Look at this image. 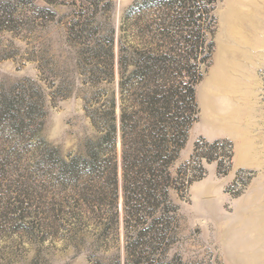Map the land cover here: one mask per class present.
Returning a JSON list of instances; mask_svg holds the SVG:
<instances>
[{
    "label": "rangeland",
    "instance_id": "374dc122",
    "mask_svg": "<svg viewBox=\"0 0 264 264\" xmlns=\"http://www.w3.org/2000/svg\"><path fill=\"white\" fill-rule=\"evenodd\" d=\"M234 1L214 6L213 52L195 88L198 118L171 171L191 160L202 139L229 141L232 168L219 175L217 163L203 158V179L170 191L167 260L174 264H264V0H242L239 14L251 54L246 96L216 93L214 109L206 99ZM148 8L144 0H0V264H125L121 186L119 225H100L80 206L103 183L83 160L96 153L114 110L117 143L101 147V155L122 178L121 109L130 112L135 97L132 67L120 88V50L174 47L158 30L162 11ZM224 101L231 105L225 115Z\"/></svg>",
    "mask_w": 264,
    "mask_h": 264
},
{
    "label": "trees",
    "instance_id": "16d2710c",
    "mask_svg": "<svg viewBox=\"0 0 264 264\" xmlns=\"http://www.w3.org/2000/svg\"><path fill=\"white\" fill-rule=\"evenodd\" d=\"M216 2L144 0L149 11L156 8L162 11L164 23L158 30L174 47L167 51L157 48L120 50V88L124 90L125 72L132 67L127 80L132 81L135 97L130 112L124 107L121 109L122 178L119 179L117 166L101 155V147L109 148L117 143L113 110V122L98 141L96 153L90 154V161L83 160L93 170L91 173H101L93 181L103 183L92 186L91 197L83 195L80 206L92 210L100 225L113 228L119 225L121 186L124 223L129 233L125 264H174L173 260H167L173 244L169 213L175 210L170 191H187L195 181L203 179V158L208 163H217L219 175H227L232 168L234 152L229 141L210 143L202 139L197 142L191 160L175 173L171 171L198 118L195 88L203 79L202 65L213 52L214 45L209 39H213L216 29L213 15ZM139 6L130 9L127 22L138 15L136 7ZM153 30V25H149L146 33L151 34ZM110 57L114 58L112 49ZM113 105L115 107V101ZM203 147L208 152L203 153ZM217 149L221 154L216 153ZM75 162L76 158L64 164L73 166ZM86 212L84 210V214ZM160 212L163 217L155 219ZM177 264H184L181 258L177 259Z\"/></svg>",
    "mask_w": 264,
    "mask_h": 264
},
{
    "label": "bare ground",
    "instance_id": "6f19581e",
    "mask_svg": "<svg viewBox=\"0 0 264 264\" xmlns=\"http://www.w3.org/2000/svg\"><path fill=\"white\" fill-rule=\"evenodd\" d=\"M244 6H246V3L242 0L234 1L227 12V26L221 43L219 66L212 73L210 88L206 92L209 109H214L212 99L216 96V93L236 98L239 94L245 95L247 91L251 70V54L243 37L244 34L242 35L243 30L247 27L242 23L240 24L242 17L239 15ZM224 102L225 104H222L220 108L225 115L231 105L228 101ZM224 120H226V117Z\"/></svg>",
    "mask_w": 264,
    "mask_h": 264
},
{
    "label": "crops",
    "instance_id": "0c3cea01",
    "mask_svg": "<svg viewBox=\"0 0 264 264\" xmlns=\"http://www.w3.org/2000/svg\"><path fill=\"white\" fill-rule=\"evenodd\" d=\"M198 102H199L200 106L203 107V92H202L201 97L198 99Z\"/></svg>",
    "mask_w": 264,
    "mask_h": 264
}]
</instances>
